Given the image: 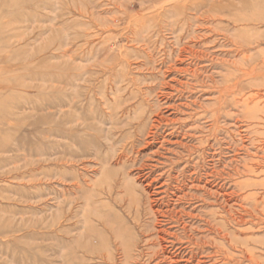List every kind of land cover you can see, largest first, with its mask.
Segmentation results:
<instances>
[{
  "label": "rangeland",
  "instance_id": "rangeland-1",
  "mask_svg": "<svg viewBox=\"0 0 264 264\" xmlns=\"http://www.w3.org/2000/svg\"><path fill=\"white\" fill-rule=\"evenodd\" d=\"M242 1L0 0V264L264 253V0Z\"/></svg>",
  "mask_w": 264,
  "mask_h": 264
},
{
  "label": "bare ground",
  "instance_id": "bare-ground-1",
  "mask_svg": "<svg viewBox=\"0 0 264 264\" xmlns=\"http://www.w3.org/2000/svg\"><path fill=\"white\" fill-rule=\"evenodd\" d=\"M244 4V0L242 1ZM254 6V5H253ZM157 7V6H156ZM218 9H225V6L220 4L218 6H216ZM232 16V15H231ZM242 19H240L237 22H244L241 21ZM235 21V20H234ZM210 27V26H209ZM193 35V34H192ZM196 39V38H195ZM218 40V39H217ZM195 42V41H194ZM215 43V42H214ZM221 44V43H220ZM184 47V46H183ZM227 49V48H226ZM192 50V49H191ZM215 50V49H214ZM222 50V49H221ZM225 50V49H224ZM184 51V50H183ZM215 53V52H214ZM180 54V53H179ZM193 54V53H192ZM191 54V55H192ZM194 55V54H193ZM210 55V54H209ZM207 56V55H206ZM180 57V56H179ZM189 57V56H188ZM197 57V56H196ZM200 58V57H199ZM214 58V57H213ZM201 59V58H200ZM198 61V60H197ZM215 61V60H214ZM178 62V61H177ZM199 62V61H198ZM199 64V63H198ZM199 66V65H198ZM196 75V74H195ZM213 80V79H212ZM186 85V84H185ZM90 105V104H89ZM245 122V121H243ZM257 122V121H256ZM75 124V123H74ZM250 126V125H249ZM252 126V125H251ZM111 128V127H110ZM153 130V129H152ZM251 132V131H250ZM214 133V132H213ZM108 134V133H107ZM120 137V136H119ZM255 141V140H254ZM257 148V147H256ZM238 155V154H237ZM208 162V161H207ZM264 164V163H263ZM206 166V165H205ZM248 167V166H247ZM262 168V167H261ZM202 170V169H201ZM258 170V169H257ZM256 170V171H257ZM257 173V172H256ZM247 174V173H246ZM251 175V174H250ZM204 177V176H203ZM224 177V176H223ZM227 182V181H226ZM260 183H258L257 185H259ZM198 185V184H197ZM221 185V184H220ZM219 185V186H220ZM242 185H245V183H243ZM241 185V186H242ZM176 187V186H175ZM247 187V186H246ZM249 187V186H248ZM161 188V187H160ZM199 188V187H198ZM245 188V187H244ZM186 189V188H185ZM201 189V188H200ZM210 189V188H209ZM248 189V188H247ZM241 190V189H240ZM247 191V190H246ZM264 192V191H263ZM195 195V194H194ZM209 195V194H208ZM183 196V195H182ZM249 196V195H248ZM241 197V196H240ZM170 198V197H169ZM190 198V197H189ZM231 198V197H230ZM248 198V197H247ZM151 200V199H150ZM206 200V199H205ZM248 201V200H247ZM175 203V202H174ZM264 204V201L263 203ZM151 206V204H150ZM259 206V205H258ZM197 208V207H196ZM263 208V207H262ZM263 210V209H262ZM199 211V210H198ZM226 212V211H225ZM251 212V211H250ZM181 214V213H180ZM209 214V213H208ZM241 214V213H240ZM239 214V215H240ZM194 215V214H193ZM158 216V215H157ZM212 219V218H211ZM159 220V219H158ZM223 220V219H222ZM244 220V219H243ZM255 220V219H254ZM215 221V220H214ZM209 223V222H208ZM224 223V222H223ZM243 224V221L238 223ZM210 225V224H209ZM220 226V225H218ZM219 228V227H218ZM166 230V229H165ZM221 230V229H220ZM219 230V231H220ZM171 231V230H170ZM222 232V230L220 231ZM220 234V233H219ZM146 235V234H145ZM204 237V236H203ZM208 239V238H207ZM226 239V237H225ZM160 240V239H159ZM164 243V242H163ZM132 244V243H131ZM94 247V246H93ZM176 248V247H175ZM197 248V247H196ZM264 250V249H263ZM233 251V252H232ZM219 252V251H218ZM264 252V251H263ZM221 254L225 255L226 260H228L229 264H264V253L262 254L261 249L259 252L256 251V249L250 248V244L246 241H237L236 244L232 247V250H228L225 252H221ZM149 262V261H148Z\"/></svg>",
  "mask_w": 264,
  "mask_h": 264
}]
</instances>
